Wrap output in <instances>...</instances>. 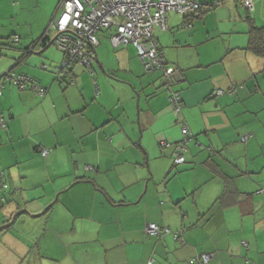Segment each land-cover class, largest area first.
<instances>
[{
    "label": "crops",
    "instance_id": "obj_1",
    "mask_svg": "<svg viewBox=\"0 0 264 264\" xmlns=\"http://www.w3.org/2000/svg\"><path fill=\"white\" fill-rule=\"evenodd\" d=\"M58 1L0 0V264H264V55L246 48L264 0L251 12L196 0L214 6L154 28L179 72L178 113L160 71L111 30L90 70L59 73L64 53L45 34ZM182 125L192 139L174 164Z\"/></svg>",
    "mask_w": 264,
    "mask_h": 264
},
{
    "label": "built area",
    "instance_id": "obj_2",
    "mask_svg": "<svg viewBox=\"0 0 264 264\" xmlns=\"http://www.w3.org/2000/svg\"><path fill=\"white\" fill-rule=\"evenodd\" d=\"M242 4L247 9H254L252 0H242ZM198 7L196 0H59L45 34L64 53L59 70H68L73 63H79L90 70L91 57L98 44L97 33L111 30L109 39L114 47L132 44L146 72L160 71L161 84L168 93L174 112L178 113L181 98L173 85L179 78V72L168 64L153 32L157 26L166 28L165 15L168 12L188 15L195 13ZM4 77L13 81L19 89H24L27 82H30L40 95L44 94L43 88L30 77L8 72L4 73ZM72 80L70 77L71 83ZM220 93V89L214 92ZM4 125L0 117V128ZM180 131L181 140L176 143L173 152L175 164L184 162L182 152L192 139V134L185 125H182ZM161 144L166 145L164 142ZM47 152L42 150L41 154L46 155ZM1 185L5 187L4 184ZM145 230L149 235L157 237L171 232L169 228L159 227L155 223L147 224ZM208 260L207 254L199 256L200 264Z\"/></svg>",
    "mask_w": 264,
    "mask_h": 264
},
{
    "label": "trees",
    "instance_id": "obj_3",
    "mask_svg": "<svg viewBox=\"0 0 264 264\" xmlns=\"http://www.w3.org/2000/svg\"><path fill=\"white\" fill-rule=\"evenodd\" d=\"M199 3V7H198V9L195 11V13H193V14H188V15H184V16H187V17H193V16H195V15H197V14H201L204 10H207V9H210L211 7H213L214 6V4L212 3V4H203V3H200V2H198ZM241 3H242V0H241ZM245 7V6H244ZM246 8V7H245ZM247 9V8H246ZM248 11L247 12H251V11H253V10H250V9H247ZM179 14V13H178ZM181 15H183V14H181ZM246 21H247V23H248V31H247V33H248V44H247V46H246V48L247 49H249V50H251L252 52H254L255 54H258V55H264V26H258L256 23H255V21H254V19H253V17H251V15H247L246 16ZM160 46V45H159ZM69 70V69H68ZM68 70H66V68L65 69H62V70H58V72L60 73V72H66V71H68ZM8 73H14V72H12V71H8ZM14 74H16V73H14ZM16 75H19V74H16ZM59 75V74H58ZM58 75H56V76H58ZM2 77L3 78H5L4 77V74L2 75ZM6 79V78H5ZM7 80V79H6ZM7 81H11V80H7ZM11 82H13V81H11ZM14 83V82H13ZM15 84V83H14ZM16 85V84H15ZM18 86V85H17ZM19 88V87H18ZM26 88H32V89H35V90H37L38 91V89H36V88H34V86H32L31 85V83L30 82H27V84H26V86H25V88L24 89H26ZM22 90V89H21ZM3 120V119H2ZM4 122V121H3ZM242 140H245V139H243V137L241 138ZM42 151V150H41ZM40 151V152H41ZM44 156V155H43ZM175 164V163H174ZM1 184H4L5 185V187H3ZM0 187L2 188V189H6L7 187H8V185H7V183H5V182H0ZM194 260H196L197 261V263H199V256L198 257H195L194 258Z\"/></svg>",
    "mask_w": 264,
    "mask_h": 264
},
{
    "label": "water",
    "instance_id": "obj_4",
    "mask_svg": "<svg viewBox=\"0 0 264 264\" xmlns=\"http://www.w3.org/2000/svg\"><path fill=\"white\" fill-rule=\"evenodd\" d=\"M154 71V70H153Z\"/></svg>",
    "mask_w": 264,
    "mask_h": 264
}]
</instances>
